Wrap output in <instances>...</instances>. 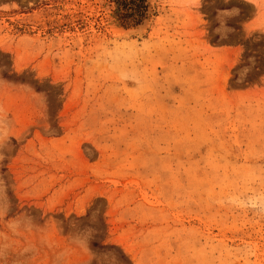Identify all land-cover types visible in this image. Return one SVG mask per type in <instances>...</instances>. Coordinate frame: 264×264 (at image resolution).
<instances>
[{"label":"rangeland","instance_id":"rangeland-1","mask_svg":"<svg viewBox=\"0 0 264 264\" xmlns=\"http://www.w3.org/2000/svg\"><path fill=\"white\" fill-rule=\"evenodd\" d=\"M0 264H264V0H0Z\"/></svg>","mask_w":264,"mask_h":264},{"label":"bare ground","instance_id":"bare-ground-1","mask_svg":"<svg viewBox=\"0 0 264 264\" xmlns=\"http://www.w3.org/2000/svg\"><path fill=\"white\" fill-rule=\"evenodd\" d=\"M143 21H144V19H143ZM138 26H140V25H138Z\"/></svg>","mask_w":264,"mask_h":264},{"label":"trees","instance_id":"trees-1","mask_svg":"<svg viewBox=\"0 0 264 264\" xmlns=\"http://www.w3.org/2000/svg\"><path fill=\"white\" fill-rule=\"evenodd\" d=\"M133 17H135V16H133Z\"/></svg>","mask_w":264,"mask_h":264}]
</instances>
